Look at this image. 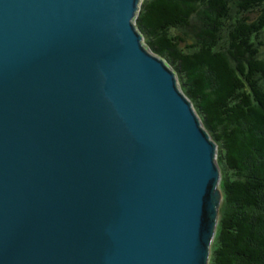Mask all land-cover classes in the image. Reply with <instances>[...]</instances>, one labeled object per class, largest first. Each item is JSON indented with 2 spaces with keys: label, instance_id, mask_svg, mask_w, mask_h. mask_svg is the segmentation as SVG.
Listing matches in <instances>:
<instances>
[{
  "label": "water",
  "instance_id": "water-1",
  "mask_svg": "<svg viewBox=\"0 0 264 264\" xmlns=\"http://www.w3.org/2000/svg\"><path fill=\"white\" fill-rule=\"evenodd\" d=\"M141 0H0V264H209L218 144Z\"/></svg>",
  "mask_w": 264,
  "mask_h": 264
},
{
  "label": "trees",
  "instance_id": "trees-1",
  "mask_svg": "<svg viewBox=\"0 0 264 264\" xmlns=\"http://www.w3.org/2000/svg\"><path fill=\"white\" fill-rule=\"evenodd\" d=\"M136 23L218 144L209 264H264V0H143Z\"/></svg>",
  "mask_w": 264,
  "mask_h": 264
},
{
  "label": "rangeland",
  "instance_id": "rangeland-1",
  "mask_svg": "<svg viewBox=\"0 0 264 264\" xmlns=\"http://www.w3.org/2000/svg\"><path fill=\"white\" fill-rule=\"evenodd\" d=\"M142 2H143V0H141ZM179 83H180V81H179ZM219 164V163H218ZM219 166H220V164H219ZM220 171H221V169H220ZM221 179H222V171H221ZM220 184H221V180H220V183L218 184V190H219V192H220V206H219V212H218V219H219V217H220V208H221V206H222V203H223V191H222V188H221V186H220ZM219 221V220H218ZM211 257V256H210Z\"/></svg>",
  "mask_w": 264,
  "mask_h": 264
}]
</instances>
